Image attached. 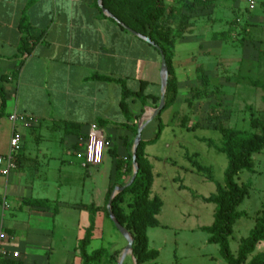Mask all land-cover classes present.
Masks as SVG:
<instances>
[{
    "label": "crops",
    "instance_id": "obj_1",
    "mask_svg": "<svg viewBox=\"0 0 264 264\" xmlns=\"http://www.w3.org/2000/svg\"><path fill=\"white\" fill-rule=\"evenodd\" d=\"M98 9L92 0H0V87L5 99L4 107L0 109V155L9 151L13 134L21 143L16 167L11 171L15 176L11 178V172L6 177L0 175V234L4 235L0 248L17 252L18 258L0 256V264H53L50 258L57 248L55 241L58 239V246L63 242V237L58 234L63 218L73 229L82 230L79 242L88 228L92 209L97 211L93 213L94 229L86 247L87 255L103 250L105 254L96 264H117L126 246L125 240L101 211L106 193L115 181L110 152H115L117 158L125 163L132 150V145L129 149L128 144L133 142V127H137L143 115L157 107L160 56L152 46L122 30ZM22 19L37 36L36 40L29 42L30 51L23 55L19 53L23 37L20 31ZM172 67L177 93L168 109L179 102V94L186 95L185 102L190 97V89L195 88L189 84L190 76L184 68L181 71L176 67L175 55ZM177 72L181 76L178 77ZM123 89L130 93L125 99L128 117L120 107ZM173 113L178 115V111ZM13 114L25 121L12 124L9 116ZM154 120L142 129L141 137ZM91 124H96L100 135L111 144L103 157L104 167L96 168L95 176L87 173L81 186L67 175L68 170L64 175V169L59 171L56 179L50 180L49 166L45 164L48 148L40 146L41 128L44 126L61 133V144L65 151H70L78 150L77 139L86 135ZM27 136L34 139L35 155L25 152ZM147 140L150 139H143ZM202 140L197 139L199 142ZM152 145L144 147L153 176L150 198L158 197L163 206L165 187L153 165L161 162L162 158L148 153L147 149ZM188 156L193 158L195 154ZM60 165L66 167L64 162ZM129 179L122 174L120 182L124 185ZM50 182L56 186L52 199L33 198L15 190L22 183L31 188ZM173 182L175 189L189 190L178 180ZM31 200H46L49 206L45 209L32 207L28 204ZM129 200L130 196L124 197V202ZM122 206L125 207V203ZM161 215L162 207L156 216L157 227H166L160 222ZM182 222L177 221V224L183 225ZM211 223L193 225L190 231L201 230ZM149 229L146 230L147 245ZM260 253L264 254V251ZM122 264H133V260L126 256Z\"/></svg>",
    "mask_w": 264,
    "mask_h": 264
},
{
    "label": "rangeland",
    "instance_id": "obj_2",
    "mask_svg": "<svg viewBox=\"0 0 264 264\" xmlns=\"http://www.w3.org/2000/svg\"><path fill=\"white\" fill-rule=\"evenodd\" d=\"M210 1L208 6L190 11L185 33L173 48L176 67L181 71L184 68L185 73L189 74V84L195 86L194 89L202 90L200 73L196 68L203 69L209 81L207 95L188 104L184 102L186 95L179 94V102L164 110L141 137L142 140L151 139L158 123L163 126L158 141L147 149L150 155L162 158L161 162L153 165L160 173V183L165 187L160 222L166 227L151 228L148 233V249L158 251V257L152 264H224L218 247L207 244L208 235L203 230L190 231L193 225L211 223L214 206L195 196L208 197L214 193V183L223 184L227 164L223 154L197 139L211 140L214 146H220L221 136L214 130L215 125L250 132L251 115L264 119L262 91L251 87L249 83L264 78V61L258 56L264 52V14L258 5L250 10L243 0ZM167 4L176 6L177 0H167ZM176 75L181 76L180 72ZM221 83L222 86H218ZM194 89H190V96ZM175 111H178V115L173 118ZM182 118L193 130L180 126ZM40 132V146L42 149L48 148L45 164L49 166L50 180L56 179L59 171L64 169V175L65 170H68L67 175L81 186L87 173L95 176L96 168L104 167L102 161L105 150L101 164L85 169L81 166L84 159L78 156L77 149L65 151L60 141L63 138L61 133L52 132L44 126ZM33 140L27 136L24 144L25 152L31 155H35L36 144ZM186 154L195 156L189 161L185 159ZM62 162L65 168L61 167ZM191 162L209 168L214 182L197 173ZM251 162L252 170L240 171L236 177L238 184L248 187V194L236 207V212L245 213L246 216L237 219L232 227L229 239L232 255L236 254L238 241L253 228L256 214L264 203V149L253 154ZM10 176L14 177L15 173L11 172ZM175 179L189 190L175 189ZM51 182L47 185L36 184L31 188L22 183L15 190L33 198L52 199L56 194V186ZM63 220L58 228L63 242L58 246V239L55 241L57 248L50 259L53 264H80L77 241L82 230L73 229L66 219ZM181 220L183 225L177 224ZM263 251L264 242L256 245L249 257ZM91 263L96 264L97 260Z\"/></svg>",
    "mask_w": 264,
    "mask_h": 264
},
{
    "label": "trees",
    "instance_id": "obj_3",
    "mask_svg": "<svg viewBox=\"0 0 264 264\" xmlns=\"http://www.w3.org/2000/svg\"><path fill=\"white\" fill-rule=\"evenodd\" d=\"M96 1L97 0H92L94 6L97 8ZM210 3V0H177L176 6H169L167 0H102L103 8L113 17V19H110L112 22L118 25L122 30L125 29L121 27L120 24L148 38L164 55L168 77L164 107L160 114L174 103L177 93L176 78L172 67L174 56L173 48L175 43L185 33L190 11L195 8H204ZM20 31L23 37L21 39L19 53L23 55L30 51L29 42L31 40H36L37 36L24 19L20 22ZM258 56L264 61V52L259 53ZM196 71L200 73L202 90L194 89L192 95L185 100L188 104L192 100L203 99L207 95L209 88V81L203 69L196 68ZM249 83L251 87L258 88L262 91L261 101L264 104V78L262 81H250ZM128 95H130V93L123 89L120 107L124 111L126 117L129 116L125 103V99ZM4 101V91L0 87L1 110L4 107ZM175 116L176 113H173L172 117L174 118ZM180 126L186 130H193V128L187 126L185 118L181 119ZM249 126L250 132H245L225 128L223 125H215L214 130L221 136L220 146H214L211 140H202L208 147H213L218 153L223 154L227 161L223 174V184L219 185L214 183V193L210 194L208 197H201L203 202L214 206L211 225L201 230L208 235L207 244L216 245L218 247L219 255L225 264H264L263 253H258L248 259L253 253L256 245L260 242H264V203L256 214L253 228L246 237L238 241L236 254L232 255L229 250V239L232 236L234 222L246 216L245 213L236 212V207L247 196L248 187L238 184L236 182V177L240 171H251V156L260 153L264 149V119L251 115ZM162 129L163 126L158 123L157 131L153 138L147 141H140L135 153V161L138 168L136 177L130 186L126 187L113 198L110 205L115 220L133 239L132 256L136 264H151L158 257V252L156 250L148 249L146 230L147 228L158 226L156 216L161 210L162 202L156 196L150 198V187L153 176L151 165L144 153V147L156 143ZM132 133L133 136H135L136 127H133ZM131 145L132 142L128 144L129 149ZM17 155L18 153L14 157L15 166L17 163ZM110 155L114 161L115 181L109 187L106 193L105 204L103 208H101V211L108 220L109 217L105 206L111 192L116 186H123L120 182L122 174L129 176V178L132 174L131 153H128L125 163L117 158L115 152H110ZM186 159L190 161L191 157L186 155ZM191 164L197 173L205 175L208 181L214 182L209 168L202 167L196 162H191ZM122 169L123 172H121ZM179 188L182 189L183 187L179 186ZM125 196H130L128 202H124ZM123 203H125V207L122 206ZM28 204L32 207H41L44 209L49 206L46 200H31L28 201ZM95 211H97V209H92L90 212V224L85 231L84 237L78 244V252L82 264H89L96 261L105 254L103 250L93 252L91 255H87L86 253V247L91 240L94 229L93 213ZM55 212L54 210V213ZM110 223L112 228L116 231L111 221ZM9 264L20 263L9 262Z\"/></svg>",
    "mask_w": 264,
    "mask_h": 264
},
{
    "label": "built area",
    "instance_id": "obj_4",
    "mask_svg": "<svg viewBox=\"0 0 264 264\" xmlns=\"http://www.w3.org/2000/svg\"><path fill=\"white\" fill-rule=\"evenodd\" d=\"M250 10H253L257 5L260 6L262 13L264 14V0H243ZM9 120L12 124L16 122H24L25 119L15 114L9 116ZM78 156L84 159L81 164L83 168L90 166L94 167L101 164L103 151L110 148V142L103 138L96 124H91L84 137L77 139ZM20 139L16 135H12L9 141V151L0 155V175L6 177L9 173L15 169L14 157L20 150ZM4 239V235L0 234V240ZM0 256L10 257L13 259L18 258L17 252H8L0 248Z\"/></svg>",
    "mask_w": 264,
    "mask_h": 264
},
{
    "label": "water",
    "instance_id": "obj_5",
    "mask_svg": "<svg viewBox=\"0 0 264 264\" xmlns=\"http://www.w3.org/2000/svg\"><path fill=\"white\" fill-rule=\"evenodd\" d=\"M96 3H97V7L102 12V14H104L106 17H108L110 19H113V17L103 8L102 0H97ZM120 26L123 27L127 32H129L130 34H132L136 38L143 41L144 43L154 47L160 56V97H159L158 105L148 115H143L141 117V119L139 120V122L137 123L136 134L133 138L132 150H131V156H132V174H131V177L126 184H124L123 186L115 187L113 189V191L111 192V194L108 198L106 206H105L109 220L112 222L116 231L120 234V236L126 242V246L122 250V252L118 258L117 264H122V261L126 258V256H130L133 260V264H136L135 259L132 256L133 239L130 236V234L115 220V218L111 212L110 205H111V201L113 200V198L115 196H117L119 193H121L126 187L130 186L136 177L138 168H137L136 161H135V159H136L135 153H136L137 146L139 145V143L141 141V131L149 122L154 120L160 114L161 110L164 107V99H165L168 71H167V66H166L164 55L162 54L161 50L157 46H155L148 38L143 37V36L133 32L132 30L124 27L121 24H120Z\"/></svg>",
    "mask_w": 264,
    "mask_h": 264
}]
</instances>
